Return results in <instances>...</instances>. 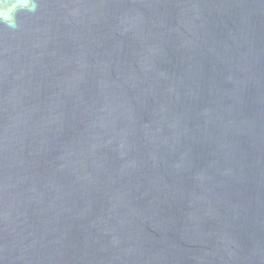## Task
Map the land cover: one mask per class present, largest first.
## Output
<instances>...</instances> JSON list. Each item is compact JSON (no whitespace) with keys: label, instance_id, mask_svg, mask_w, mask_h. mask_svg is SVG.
Listing matches in <instances>:
<instances>
[{"label":"water","instance_id":"water-1","mask_svg":"<svg viewBox=\"0 0 264 264\" xmlns=\"http://www.w3.org/2000/svg\"><path fill=\"white\" fill-rule=\"evenodd\" d=\"M0 23V264H264V0H38Z\"/></svg>","mask_w":264,"mask_h":264},{"label":"clouds","instance_id":"clouds-1","mask_svg":"<svg viewBox=\"0 0 264 264\" xmlns=\"http://www.w3.org/2000/svg\"><path fill=\"white\" fill-rule=\"evenodd\" d=\"M37 7L38 0H0V23L16 29V14L20 11L35 12Z\"/></svg>","mask_w":264,"mask_h":264}]
</instances>
